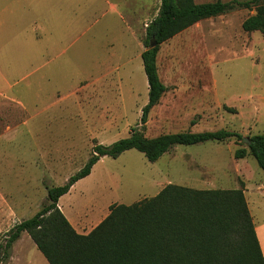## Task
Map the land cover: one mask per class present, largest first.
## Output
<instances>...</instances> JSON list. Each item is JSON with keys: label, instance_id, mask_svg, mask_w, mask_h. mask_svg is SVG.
<instances>
[{"label": "rangeland", "instance_id": "1", "mask_svg": "<svg viewBox=\"0 0 264 264\" xmlns=\"http://www.w3.org/2000/svg\"><path fill=\"white\" fill-rule=\"evenodd\" d=\"M100 1L104 14L87 15L85 32L82 26L72 29L68 43L75 40L76 44H71L63 57L65 63L55 60L26 79L24 71L31 68L16 76L10 74L7 84L0 82L6 95L0 96V149L29 158L17 176L11 177L7 193L24 206L27 218L42 208L50 187L65 184L85 166L96 142L111 145L141 126L149 86L138 51L145 49V22L151 16L142 14L133 22L134 16L122 7L119 15L108 11L104 0L93 3ZM211 1L217 0H194ZM22 6L18 0H0V43L14 33L15 10ZM42 6L43 0L35 4ZM256 12L255 7H237L203 19L160 46L159 73L168 90L149 114L147 137L220 129L247 138L264 133V33L245 31L242 26ZM83 41L93 44L86 47L84 55L79 54ZM119 48L133 58L128 65L132 73L101 92L81 91L82 82L93 81L85 68L92 70L89 62L94 55L105 61L116 57ZM247 144L237 138L178 144L155 162L137 149L118 158L104 156L60 198L59 206L68 219L77 220L74 224L80 231L88 233L109 214L112 204L129 205L153 197L170 183L195 189L244 188L254 223L259 233H264V192L260 190L264 170L251 154L235 157V151ZM38 150L36 166L32 156ZM80 220L88 222L82 226ZM7 228L9 225L0 229V241ZM14 255L5 264H49L27 232L15 245Z\"/></svg>", "mask_w": 264, "mask_h": 264}, {"label": "trees", "instance_id": "2", "mask_svg": "<svg viewBox=\"0 0 264 264\" xmlns=\"http://www.w3.org/2000/svg\"><path fill=\"white\" fill-rule=\"evenodd\" d=\"M255 7L243 21L245 31L264 33V0H162L158 15L146 26L142 60L149 85L141 126L111 145L96 142L85 166L65 184L50 187L47 200L32 217L16 223L0 241V264L12 259L14 244L27 232L50 264H264L244 188L195 189L167 184L149 198L132 204H112L109 214L88 234L77 232L59 207V199L88 176L104 156L118 158L137 149L155 162L175 145L243 140L227 129L179 131L145 135L151 110L168 90L158 67L160 46L192 25L235 10ZM155 42L154 47H150ZM141 127V128H140ZM235 157L251 154L264 170V133L249 136Z\"/></svg>", "mask_w": 264, "mask_h": 264}, {"label": "crops", "instance_id": "3", "mask_svg": "<svg viewBox=\"0 0 264 264\" xmlns=\"http://www.w3.org/2000/svg\"><path fill=\"white\" fill-rule=\"evenodd\" d=\"M20 1L27 9L23 6L21 8L16 7L15 31L11 37L8 36L4 42L0 43V82H3V84H7V79L10 74L16 76L17 72L21 70L31 68L30 72L24 71V74L26 75H23V78L26 79V77H28L27 75H33L34 73L39 72L46 68V65L51 64L55 60L57 63H65L63 57L69 53L71 44H76L75 40L72 41L71 44L68 43L70 41L68 37L71 34L72 29L82 26L84 30L83 32H85L86 16L91 13L101 14L103 12L101 1L95 2L94 4L93 0H43V6L40 8L35 7L36 2L39 0H18V3ZM104 1L109 7L108 11H113L114 13L119 14L120 7L127 10L129 14L134 16L132 17L133 22L139 21L142 14H148L151 18L148 19L149 21L145 22V25L147 26V24L158 15L162 0ZM88 2L91 3L88 5ZM119 15H121V13ZM129 29L133 30L131 36L138 43L139 39L131 24H129ZM89 45L93 46L92 43L81 42L79 46V54L82 52V55H84L86 47L89 48ZM126 46L127 45L124 44V47ZM143 50L138 51L141 58ZM132 60L133 58L125 56V51L122 49L120 50V48L116 57L113 56L112 59L105 61L101 56L97 58V56L95 57L94 55L90 60L91 63L89 62L92 70L88 71L89 66L87 70L85 68V71L90 75L88 78H91L90 80L93 81L88 84H85L86 81H84L79 88L82 89L81 91L91 89L97 93L101 92L100 90L103 89V87L110 88L119 85V82H123L124 75L129 76L132 73V69L128 67L129 64H132ZM82 63L83 66H85V63ZM54 73L55 72H53V75H56V73ZM16 84L17 83L11 84L10 87L13 88ZM0 96L6 97L4 91L1 89ZM9 99L23 106L21 101H16L13 97H10ZM36 142H39L38 138ZM38 156L39 150L32 156L36 166L39 165ZM28 159L29 158H27L24 153H13L8 150L0 149V229L9 225L6 232L16 223L28 219L24 216V206L18 202V199L12 200V197L7 193V189L11 187L10 185L12 184L13 175L15 177L17 176L18 171L22 169V166L27 163ZM260 190L264 192V185ZM69 220L77 232L81 234L89 233L79 230L76 224H74L77 220H74V222L72 219ZM79 222L83 223L82 226H85V223L88 221L83 220L82 222L80 220ZM256 232L264 253V233H259L258 227H256ZM23 235L24 232L20 239ZM17 242L14 244V247ZM14 247L12 260L15 258Z\"/></svg>", "mask_w": 264, "mask_h": 264}, {"label": "water", "instance_id": "4", "mask_svg": "<svg viewBox=\"0 0 264 264\" xmlns=\"http://www.w3.org/2000/svg\"><path fill=\"white\" fill-rule=\"evenodd\" d=\"M155 44H156L155 42H152L151 45H150V47H154ZM243 141H244L245 143H248V144L250 143V140H249L247 137H244Z\"/></svg>", "mask_w": 264, "mask_h": 264}]
</instances>
